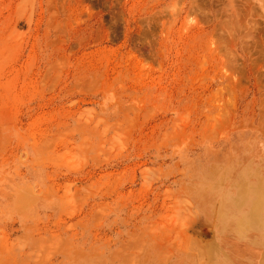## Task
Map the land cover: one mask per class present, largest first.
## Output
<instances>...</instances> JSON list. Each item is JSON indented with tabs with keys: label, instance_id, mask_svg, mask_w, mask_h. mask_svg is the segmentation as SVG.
<instances>
[{
	"label": "rangeland",
	"instance_id": "rangeland-1",
	"mask_svg": "<svg viewBox=\"0 0 264 264\" xmlns=\"http://www.w3.org/2000/svg\"><path fill=\"white\" fill-rule=\"evenodd\" d=\"M263 153L264 0H0V264H264Z\"/></svg>",
	"mask_w": 264,
	"mask_h": 264
},
{
	"label": "bare ground",
	"instance_id": "bare-ground-1",
	"mask_svg": "<svg viewBox=\"0 0 264 264\" xmlns=\"http://www.w3.org/2000/svg\"><path fill=\"white\" fill-rule=\"evenodd\" d=\"M264 154V153H263ZM260 155V153L258 154V156ZM258 158V157H257ZM256 158V159H257ZM259 199V198H258ZM258 203H259V200H258ZM260 204L262 205V207H264V201L263 200H260ZM257 207H260V206H257ZM257 210V209H256ZM253 211V210H252ZM257 215V214H256ZM234 219V218H231V220ZM253 247V246H251ZM239 257V256H238ZM241 257V256H240ZM244 259V258H243Z\"/></svg>",
	"mask_w": 264,
	"mask_h": 264
}]
</instances>
